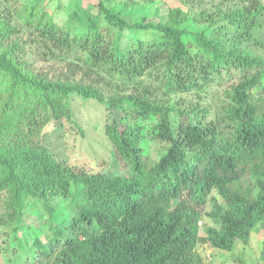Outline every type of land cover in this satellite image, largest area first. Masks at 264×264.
<instances>
[{"label":"trees","instance_id":"1","mask_svg":"<svg viewBox=\"0 0 264 264\" xmlns=\"http://www.w3.org/2000/svg\"><path fill=\"white\" fill-rule=\"evenodd\" d=\"M107 1L59 25L46 0H0V264H204L200 243L233 252L264 224L263 1L160 22ZM35 58L95 82L49 79ZM75 98L106 107L125 175L58 162L41 143L73 121Z\"/></svg>","mask_w":264,"mask_h":264},{"label":"rangeland","instance_id":"2","mask_svg":"<svg viewBox=\"0 0 264 264\" xmlns=\"http://www.w3.org/2000/svg\"><path fill=\"white\" fill-rule=\"evenodd\" d=\"M264 3V0H262ZM49 3L48 11L53 14L55 21L61 25L69 17L73 10H80L79 18L81 22L84 20L85 14L95 12V5L98 0H46ZM126 3L128 10L135 8L136 16H128L127 19L155 20L156 22L168 18L171 9L181 8L190 18L197 17L201 12H213L218 10L217 6L221 7L222 11L235 8L243 3L228 2L224 0H193L186 5L177 0H109L107 6L119 8L118 4ZM205 28V24L193 20L191 31L200 32ZM28 34H25V38ZM148 39L151 36H147ZM186 38L193 41L192 35H187ZM263 38H264V21H263ZM264 60V48L259 50ZM61 61L50 60L45 61L35 58L31 63L33 67L40 71L43 75L52 80L66 81V79L78 80L85 78L88 83L95 82V78L88 79L84 73L71 70L65 59ZM234 81L226 82L224 87L215 84L210 90V103L215 106L220 102L219 97L225 95V92ZM255 95L264 94V80L262 84L255 89ZM109 94L111 92L109 91ZM107 97V96H106ZM187 102H193V96L186 97ZM73 121L64 120L62 126L46 127L41 136V143L48 146L52 154L58 162L69 166L82 168L90 173L110 174L114 176H122L126 174L117 163L114 155L113 144L106 135V126L108 124V112L106 107L96 100L84 101L80 98H75L73 101ZM216 203H223L222 198L214 193L208 203L203 206V222L201 224V238L207 236L208 230L214 226L209 214L213 211ZM236 249L233 252H227L212 248L209 243L202 242L199 244L197 251L203 258L204 264H264L261 254L264 251V224L252 234L249 244H243L238 241ZM12 260V258L10 257ZM4 261H8L7 258Z\"/></svg>","mask_w":264,"mask_h":264}]
</instances>
